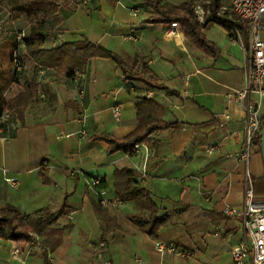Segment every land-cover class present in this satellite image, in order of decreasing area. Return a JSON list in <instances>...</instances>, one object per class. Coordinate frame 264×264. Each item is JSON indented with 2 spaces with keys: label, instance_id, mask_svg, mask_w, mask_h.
Segmentation results:
<instances>
[{
  "label": "crops",
  "instance_id": "crops-1",
  "mask_svg": "<svg viewBox=\"0 0 264 264\" xmlns=\"http://www.w3.org/2000/svg\"><path fill=\"white\" fill-rule=\"evenodd\" d=\"M146 1L91 0L83 6L80 0H68L60 8L64 20L45 47L88 39L121 55L132 71L124 73L110 59L91 58L84 71L76 72L85 77L74 80L56 68L44 72L30 66L27 80L38 84L40 99L27 108L24 123L13 120L7 136L0 135V206L11 204L34 215L55 212L67 203L68 222L61 217L39 236V245L20 252L17 256L24 262L12 255L20 243L0 237V264H45V250L50 264H103L94 250L100 240L108 245L104 259L111 264H204L200 259L207 254L233 264L231 250L241 238L240 220L222 211L226 205L240 208L244 201L245 166L237 159L244 140L243 110L228 101V94L244 80L243 52L218 20L203 29L219 48L216 58L192 43L178 24L179 33L169 38L167 32L176 23L149 22L155 12ZM211 2L207 0L205 22L212 18ZM219 3V14L231 18L232 0ZM129 34L136 40L127 39ZM145 79L176 93L151 88ZM145 97L162 106L165 122L179 124L150 135L155 145L148 146V156L112 152L107 142L95 139H123L132 133L138 124L136 103ZM115 105L121 108L119 121L111 114ZM226 111L228 119L215 117ZM253 151L255 194L264 199V164L256 146ZM122 168L135 172L159 214L185 211L173 214L155 236L139 228L131 217L146 213L132 200L114 202L119 198L114 173ZM5 177H16L18 186L11 187ZM94 178L101 181L109 199L106 205L98 204L97 191L88 188ZM48 230H62L63 237L45 238ZM157 240L173 241L198 256L189 261L161 255ZM74 247L76 256L64 261L61 255Z\"/></svg>",
  "mask_w": 264,
  "mask_h": 264
},
{
  "label": "trees",
  "instance_id": "trees-1",
  "mask_svg": "<svg viewBox=\"0 0 264 264\" xmlns=\"http://www.w3.org/2000/svg\"><path fill=\"white\" fill-rule=\"evenodd\" d=\"M146 4L151 7L155 15L149 19L152 23L178 24L186 34L188 39L206 54L216 58L219 55V48L215 43L205 37L203 29L211 21L218 20L226 29L228 35L232 28L237 27L244 32L241 22L234 15L225 16L219 14L221 4L219 0H212L210 4L211 17L202 23L197 18L194 11L195 2H185L180 5H173L159 0H147ZM205 7L208 6L207 0H204ZM2 6L10 8V14L21 17L27 24L26 29L18 32H24L22 42L15 38L12 42H3L8 48H5V59L0 61V118L3 113H8L9 117L3 123H0L1 136H7L8 129L13 120L20 124L24 123L25 112L27 108L39 101L40 90L34 80H26L20 84L21 89L7 97L6 91L9 85L17 82V74L23 73L27 66H31L39 71H48L49 69H58L67 78L74 79L76 72L84 71L91 58H106L112 60L124 73H131L132 67H129L124 58L115 51L104 47L99 43L88 39L64 42L53 48L45 47L47 39L54 35L55 31L62 24L64 18L60 14V8L63 7L59 0H0V9ZM15 18V17H13ZM1 30V26H0ZM17 32V33H18ZM16 33V34H17ZM246 37V33H244ZM19 48L22 69L17 71L13 61V52ZM0 47V51H3ZM23 56V57H22ZM141 79V78H140ZM147 85L155 89H163L168 94L176 93L163 85H159L151 80H144ZM19 83V82H17ZM137 128L124 137L116 139L111 136H95V139H101L108 143L112 152L123 150L130 153L131 149L139 143H146L148 146H154L155 141L150 135L155 131H162L171 126H177L178 123H167L163 120V108L154 98H143L136 103ZM264 125V114L262 116V127L254 137L253 146L261 151V134ZM262 156V154H261ZM115 192L122 201H134L135 204L143 210L146 215H134L131 220L148 234L155 236L159 230L166 226L175 213H182L184 209H175L163 214H159V208L155 204L150 191L143 186L134 177L135 172L130 168L115 170ZM101 184V183H100ZM100 187V186H99ZM99 204V203H98ZM69 207L64 203L59 210L49 212L41 210L37 214L21 213L11 204L0 206V237L4 240L17 243H29L33 234L39 236L53 224L67 214ZM43 211V212H42ZM45 264H50L48 254L45 250Z\"/></svg>",
  "mask_w": 264,
  "mask_h": 264
},
{
  "label": "built area",
  "instance_id": "built-area-1",
  "mask_svg": "<svg viewBox=\"0 0 264 264\" xmlns=\"http://www.w3.org/2000/svg\"><path fill=\"white\" fill-rule=\"evenodd\" d=\"M91 0H80V4L85 6ZM231 8L237 20L242 23L244 32L234 27L228 35L229 40L240 44L243 52V71L244 80L240 88L233 90L228 94L229 102H236L243 110V147L237 154L238 162L245 166L243 184H244V201L243 205L238 208L226 205L223 208V214L229 217H236L240 220L241 238L239 242L232 248L231 256L233 264H264V199L255 194L254 181L251 172L248 169L250 153L252 151L254 137L262 127V116L264 114V38H261L260 31L264 30V0H232ZM197 18L204 23L205 11L201 5L195 7ZM179 33L178 25L174 24L170 27L167 35L169 38ZM246 33V37L244 36ZM24 32L16 34L18 42L23 41ZM127 39L136 40L135 35H127ZM13 61L17 71L22 69L19 48L13 52ZM84 78L85 74L75 75V78ZM150 97L151 95L148 94ZM113 119L119 121L121 118V108L115 105L111 108ZM224 116L229 118L226 111L223 114H215L216 118ZM9 117L8 113H3L0 123H3ZM85 116L81 117V121ZM84 123V122H83ZM224 123H221V126ZM3 129L0 128V131ZM81 135H86L84 128L81 129ZM71 134H66L69 137ZM60 138V136L58 137ZM214 147H210L209 152ZM131 153H143L148 156L149 147L146 143L136 144L130 151ZM11 187H17L19 180L16 177H5ZM101 181L94 178L88 185L89 189L97 191V201L100 205H106L109 202L107 196L104 195L100 186ZM114 202L121 203L119 198H115ZM40 237L33 234V238L29 243H20L12 249V255L17 256L25 247H33L39 245ZM155 247L161 255L175 254L184 259L194 256L192 251L186 250L178 246L173 241L157 240ZM95 254L103 264H111L109 260L104 259L105 253L109 248L104 240L98 241L94 247Z\"/></svg>",
  "mask_w": 264,
  "mask_h": 264
},
{
  "label": "rangeland",
  "instance_id": "rangeland-1",
  "mask_svg": "<svg viewBox=\"0 0 264 264\" xmlns=\"http://www.w3.org/2000/svg\"><path fill=\"white\" fill-rule=\"evenodd\" d=\"M59 1H62V3H65L68 0H59ZM202 2L204 3V0H202L201 3ZM198 4H200V3H195L194 4V11H195V7ZM200 5L204 9V11H206L208 9V7H205L204 4H200ZM9 10H10V8H8L7 6H4V7L2 6V8L0 9V26H1V30H0V47L4 48V49H1L3 51H0V61L7 57V56L4 55V52H6L5 48H8V46L5 43H3V42H5V41L6 42H9V41L12 42L14 40V38H15L16 33L18 31H20V30L26 29V32H27V24H26L25 20L23 18H21V17H16L14 14H13V17H15V18L11 17L12 15L10 14ZM195 14H196V12H195ZM260 36H261V38H264V30L260 31ZM238 45L240 46L239 43H238ZM31 71H32V69L30 68V66H28V68L25 69L23 73L17 74L16 78H17V82H19V83L15 82L12 85H9L10 88L6 91L5 95L7 97H9L10 95L18 92L21 89L20 84L23 83L24 81H26L29 78L28 76H30ZM63 137H65V136H63ZM64 140H66V139H64ZM253 155L255 156V153H254L253 147H252V151L250 153V160H249V163H248V169H249V171L251 173H253L254 175H257V174H255V172L253 170L254 169L253 165H252L253 164ZM62 219L66 220V221L68 220V218L66 216H63ZM46 235L47 236L51 235V236L56 237V238L63 237L62 230L51 231V233H50V230H48L47 233L45 234V238H46ZM23 250L26 251V252H30L31 249L30 248H26V249H23ZM69 251H68L67 254H63V257L61 255V258L64 261H68L69 256H71V258H74L76 256L77 247H74V248L71 249L70 252ZM19 254H21V253H19ZM60 254H61V250H58L59 257H60ZM226 255H227V252L225 251V253H224L225 257H223V258H227ZM197 256H198V254L196 256L194 254L193 257L188 258L187 260H189V261L193 260V259L197 258ZM213 258L214 257L212 255L207 254L206 256H204L203 258L200 259V262L201 263L204 262V264H220V262H221V264H225L223 259L214 260ZM19 259H20V262L21 261L24 262L23 258L20 257ZM60 262H61V260H60ZM20 264H22V263H20Z\"/></svg>",
  "mask_w": 264,
  "mask_h": 264
},
{
  "label": "water",
  "instance_id": "water-1",
  "mask_svg": "<svg viewBox=\"0 0 264 264\" xmlns=\"http://www.w3.org/2000/svg\"><path fill=\"white\" fill-rule=\"evenodd\" d=\"M261 151H262V160H263V164H264V125H263V129H262V134H261Z\"/></svg>",
  "mask_w": 264,
  "mask_h": 264
}]
</instances>
